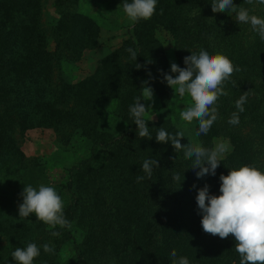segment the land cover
Here are the masks:
<instances>
[{
	"label": "trees",
	"instance_id": "16d2710c",
	"mask_svg": "<svg viewBox=\"0 0 264 264\" xmlns=\"http://www.w3.org/2000/svg\"><path fill=\"white\" fill-rule=\"evenodd\" d=\"M47 1L0 0V177L16 182L15 190L0 189V264H16L12 252L29 243L40 248L33 264H63V259L66 264H172L173 250L176 259L187 257L190 264H239L234 237L221 239L203 231L196 196L205 184L210 194L220 195V175L230 169L252 165L264 172V41L250 24L238 23L235 13H214L212 0H157L154 15L133 22L103 58L100 80L76 89L63 73V63L76 59L73 44L80 35L74 19L81 0H52L53 17L47 14ZM112 1L121 7L125 2ZM233 3L264 18V5L256 0ZM161 33L181 68L186 56L203 48L227 56L241 69L225 83L228 95L218 98V119L198 137L206 148L213 147L215 137L231 145L215 176L198 178L194 158L156 141L160 127L170 134L180 131L169 117H145L153 137L149 140L139 137L130 116L145 81L158 95L162 111L171 103L172 88L163 80L170 71L167 39ZM129 47L136 50V60L126 51ZM146 50L148 57L143 56ZM244 92L245 111L239 113L238 125H230ZM113 100L114 115L103 121L99 103ZM33 126L53 128L65 146L77 137L88 144L87 155L63 169L61 188L54 187L67 203L64 215L70 228L49 229L34 214L19 218L24 186L38 189L47 170L22 148L23 131ZM180 143L192 142L185 136ZM149 158L159 167L138 183ZM176 174L179 181L173 179ZM52 231L61 235L54 237ZM46 243L54 252H44Z\"/></svg>",
	"mask_w": 264,
	"mask_h": 264
},
{
	"label": "clouds",
	"instance_id": "9594fccd",
	"mask_svg": "<svg viewBox=\"0 0 264 264\" xmlns=\"http://www.w3.org/2000/svg\"><path fill=\"white\" fill-rule=\"evenodd\" d=\"M252 4L253 0H246ZM256 3L264 5V0H256ZM157 0H131L122 4L126 17L131 22L141 19L149 20L155 13ZM211 8L214 13H235L238 23L250 24L252 31L256 32L264 41V18L250 15L249 10L234 5L233 0H212ZM132 60L137 59V52L133 48L126 49ZM151 61H149L150 63ZM186 67L181 68L175 62L171 63V73L177 74L175 78L171 74H164L163 80L173 89L174 94L180 98L190 97L191 103L181 112L183 121L191 124L198 122V130L195 136L206 135L214 122L218 119V110L215 106L220 96L228 95L224 85L231 80L234 72L241 69L234 66L225 55L210 54L201 48L199 52H191L184 58ZM137 69L141 68L136 64ZM147 81L142 87V96L137 97L129 108L133 123L137 126V134L140 138L151 140L153 137L147 126L146 110L141 100L152 101L153 89L147 86ZM235 86V82H233ZM247 102V92H244L235 102L238 111L233 112L228 123L238 125L239 113L245 111L243 105ZM185 137L183 130L170 134L163 127L157 131L155 139L158 143H171L177 151L183 149L186 159L194 158L193 168H199L196 172L198 178L206 175L215 176L216 169L221 160L231 151V146L226 141L215 143L212 148H206L201 143H188L182 145L180 139ZM159 167L156 159H145L142 170L145 176H138L137 182L146 177L151 178L153 169ZM174 180L179 181L180 175L176 174ZM220 195H212L209 185L198 189L196 201L199 213L202 215L201 225L205 233L226 239L230 235L234 237L235 251L240 256L239 264H264V172L252 165L241 166L238 169H230L228 175H220ZM184 180V179H183ZM195 187V185H193ZM23 202L19 204V218H28L34 214L37 221L46 224L49 229L70 228L71 223L64 215V201L54 187L41 184L38 189L31 184L25 185L20 194ZM51 235L58 237L59 231H52ZM46 253L54 252V246L43 245ZM40 255V248L35 243H29L26 247H17L11 254L16 264H33L34 258ZM172 264H190L187 257L176 259L175 250L171 252Z\"/></svg>",
	"mask_w": 264,
	"mask_h": 264
},
{
	"label": "rangeland",
	"instance_id": "374dc122",
	"mask_svg": "<svg viewBox=\"0 0 264 264\" xmlns=\"http://www.w3.org/2000/svg\"><path fill=\"white\" fill-rule=\"evenodd\" d=\"M46 11L50 17L54 16L52 0L47 1ZM74 21L76 31L80 35L73 44L76 59L63 63V73L74 88L82 89L100 80L103 58L120 44L125 32L132 27L133 22L128 20L123 8L112 0H81L77 7ZM165 35L161 33V37L167 39L165 52L170 68L172 62L177 64V60L171 47L172 45L169 44V40ZM40 52L41 49H39ZM143 56L148 57L149 51L146 50ZM169 74L173 75L174 78L177 75L171 73V71H169ZM153 93L152 101L144 100L146 110L150 108L146 118L167 116L174 121L179 130L184 131L188 140L192 143L198 142V137L195 136V120L189 124L183 121L180 116V112L191 103L190 97L180 98L174 94L172 89L171 103L168 109L162 111L159 97L154 90ZM115 105V100L102 105L99 103V107L105 110L104 112L102 111L103 114L101 115L103 121L106 120L107 122L113 117L112 110ZM115 123V121L111 120V124ZM118 124L120 126L123 125L122 123ZM23 134L25 135L22 142L24 152L28 156L38 157L47 168L39 186L43 184L45 186H57L60 189V182L64 176L63 169L70 167L88 153V144L82 138L77 137L71 144L62 145L56 140L54 129L51 127H26ZM220 141L226 140L221 137H215L213 146ZM230 152L226 155H229ZM15 187L16 182L13 178L0 177V189L15 190ZM62 263L66 264V259H63Z\"/></svg>",
	"mask_w": 264,
	"mask_h": 264
}]
</instances>
